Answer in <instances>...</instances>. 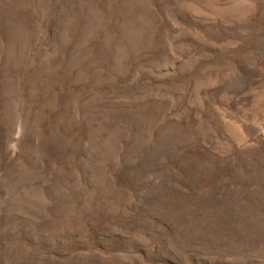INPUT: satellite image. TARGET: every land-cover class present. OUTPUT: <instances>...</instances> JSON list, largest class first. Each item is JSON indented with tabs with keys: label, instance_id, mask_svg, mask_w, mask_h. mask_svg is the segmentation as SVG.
Instances as JSON below:
<instances>
[{
	"label": "rangeland",
	"instance_id": "obj_1",
	"mask_svg": "<svg viewBox=\"0 0 264 264\" xmlns=\"http://www.w3.org/2000/svg\"><path fill=\"white\" fill-rule=\"evenodd\" d=\"M0 264H264V0H0Z\"/></svg>",
	"mask_w": 264,
	"mask_h": 264
}]
</instances>
